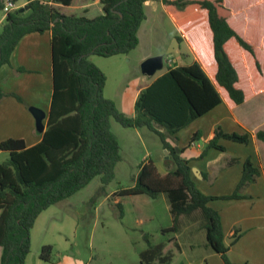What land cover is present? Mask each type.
<instances>
[{
	"label": "trees",
	"instance_id": "1",
	"mask_svg": "<svg viewBox=\"0 0 264 264\" xmlns=\"http://www.w3.org/2000/svg\"><path fill=\"white\" fill-rule=\"evenodd\" d=\"M0 0V10L3 7ZM25 1L7 12L0 26V67L26 34L50 31L52 93L41 139L27 146L22 138L0 141L8 157L0 162V264H25L30 251V231L37 216L72 195L96 175L103 183L113 177L121 159L120 145L111 130L114 119L123 127L146 126L157 134L173 168L160 173L152 160L141 164L134 186L119 195L166 194L173 225L179 216L201 213L208 246L224 264L227 256L218 212L194 181L190 160L167 141L175 133L221 101L232 107L244 102L258 88L264 90V0H161L182 37L197 57L188 65H174L142 89L128 116L106 98L105 74L92 63V54L109 57L125 54L138 42L147 0H100L102 13L87 17L62 6L79 0ZM18 67L17 71H23ZM257 77V79L255 78ZM7 95L0 87V101ZM159 124L164 130L154 126ZM199 133L190 139L196 140ZM257 137L264 141V133ZM220 138L246 144L249 134L216 129L200 158L210 148L224 150ZM258 171L247 159L235 191L222 199H238L239 191L253 182ZM164 244L148 243L140 264H169L172 253ZM51 245H42L39 258L51 261Z\"/></svg>",
	"mask_w": 264,
	"mask_h": 264
},
{
	"label": "rangeland",
	"instance_id": "2",
	"mask_svg": "<svg viewBox=\"0 0 264 264\" xmlns=\"http://www.w3.org/2000/svg\"><path fill=\"white\" fill-rule=\"evenodd\" d=\"M144 11L146 17L138 29L139 42L134 49L109 57L89 56L106 76L104 96L114 99L119 110L127 115L145 59L164 56L163 68L155 75L192 61L187 44L177 41L180 33L161 0H152ZM2 15L0 10V18ZM174 40L178 48L167 54ZM167 58L174 62L167 63ZM110 124L121 155L112 179L103 183L101 176L96 175L72 195L40 212L30 231L26 264H140V253L149 242L164 244L163 253H172L169 264H186L188 260L197 264L213 253L205 230L198 228L203 223L198 210L181 215L175 232L169 229L173 220L165 193L154 198L146 194H118L119 190L134 186L142 163L152 160L160 172L172 169L173 165L167 163L160 137L146 126L136 130L123 127L114 119ZM7 157L8 154H1L0 162ZM42 245H51V261L39 258ZM217 258L222 264L218 255ZM209 261L215 264L212 258Z\"/></svg>",
	"mask_w": 264,
	"mask_h": 264
},
{
	"label": "crops",
	"instance_id": "3",
	"mask_svg": "<svg viewBox=\"0 0 264 264\" xmlns=\"http://www.w3.org/2000/svg\"><path fill=\"white\" fill-rule=\"evenodd\" d=\"M151 2L152 0H147L144 7L149 6ZM24 4L25 1H21L17 6L21 7ZM62 7L87 17L102 13L100 0H79L76 4ZM50 38L51 33L48 30L26 34L14 47L10 55V63L0 67L2 91L15 93L22 99L18 101L14 96L7 95L0 101V141L9 137L22 138L27 146H32L41 139V132L36 130L34 117L28 108L36 106L42 109L45 112L43 120L45 125L52 93ZM182 40L192 54V61L188 64L197 61L187 41L177 39L178 42ZM177 48L178 45L174 51ZM18 67L24 70L17 71ZM159 75H145L141 72L140 84L134 92L128 116L135 115L134 103L140 91L149 86ZM112 100L117 105V102ZM154 125L160 126L157 123ZM216 129L226 133H248L249 141L244 144L220 138L218 143L224 147V150L210 148L200 158ZM159 130L162 131L164 128ZM258 132L264 133L263 88H258L244 102L232 107L221 101L176 132V140L172 136L166 138L176 149H181L180 156L190 160L191 167L196 168V173H193L196 186L204 194L218 197L210 200L208 206L215 209L220 216L223 242L228 247L227 256L234 263L264 264V141L257 137ZM196 133H199L198 139L190 141ZM1 154L8 152L0 150ZM247 159L258 171L255 180L239 191L240 198H219L235 191L242 175L243 164ZM167 163L173 165L170 158ZM168 170L170 168L166 169ZM198 228L203 229L201 225ZM217 255L220 257L214 251L208 253L207 257L198 260L197 264H210L211 258L215 264H221ZM52 264L57 263L52 262ZM186 264H194V262L188 260Z\"/></svg>",
	"mask_w": 264,
	"mask_h": 264
},
{
	"label": "water",
	"instance_id": "4",
	"mask_svg": "<svg viewBox=\"0 0 264 264\" xmlns=\"http://www.w3.org/2000/svg\"><path fill=\"white\" fill-rule=\"evenodd\" d=\"M20 10H23V6L20 8ZM177 46L176 40L173 41L172 46L168 49L167 54H170L174 51V49ZM164 64V56L163 55H157V56H151L145 59L141 63V72L145 75H153L156 71L163 68ZM29 111L34 117L35 120V128L38 132H42L44 130V123L43 120L45 118V112L36 107V106H29ZM178 151V149H176ZM166 159H168L167 150H165ZM192 171L195 174L196 168L192 167Z\"/></svg>",
	"mask_w": 264,
	"mask_h": 264
},
{
	"label": "built area",
	"instance_id": "5",
	"mask_svg": "<svg viewBox=\"0 0 264 264\" xmlns=\"http://www.w3.org/2000/svg\"><path fill=\"white\" fill-rule=\"evenodd\" d=\"M18 6H17V3H14L13 1H11V0H4L3 1V7H2V12H3V15H2V17L0 18V23L2 22V20L5 18V16H6V14H7V12H9V11H11V10H13V9H15V8H17ZM166 62L167 63H172L173 62V60L171 59V58H167L166 59Z\"/></svg>",
	"mask_w": 264,
	"mask_h": 264
}]
</instances>
